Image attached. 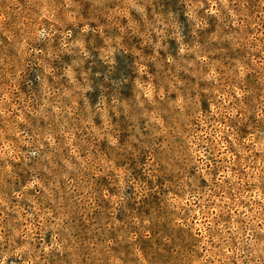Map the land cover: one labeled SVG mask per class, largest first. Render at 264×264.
Segmentation results:
<instances>
[{
  "label": "rangeland",
  "instance_id": "obj_1",
  "mask_svg": "<svg viewBox=\"0 0 264 264\" xmlns=\"http://www.w3.org/2000/svg\"><path fill=\"white\" fill-rule=\"evenodd\" d=\"M0 264H264V0H0Z\"/></svg>",
  "mask_w": 264,
  "mask_h": 264
}]
</instances>
